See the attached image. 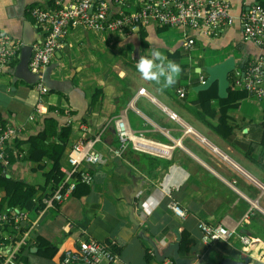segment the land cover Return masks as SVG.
<instances>
[{
    "label": "crops",
    "instance_id": "0c3cea01",
    "mask_svg": "<svg viewBox=\"0 0 264 264\" xmlns=\"http://www.w3.org/2000/svg\"><path fill=\"white\" fill-rule=\"evenodd\" d=\"M129 1L128 10L136 12L138 0ZM226 1L237 20L215 35L202 29H164L155 22L122 33L72 29L53 63L37 75L30 61L41 33L31 9H49L52 3L0 0V29L24 44L20 56L0 66V129L11 121L22 129L7 151L8 165L0 163V179L34 192L31 207L10 208L7 184L0 180V215L7 217L0 223V258L21 241L20 264H63L66 250L94 240L115 243L119 264H176L173 257L160 262L151 243L160 255L179 243L180 258L190 264L242 257L264 264V101L247 94L227 110L223 122L221 100L241 90L230 86L222 98L217 80L208 89L216 85L218 98L206 102L201 95L208 90L201 89L208 70L233 59L236 70L243 71L264 58L263 47L244 40L238 20L264 0ZM108 2L114 15L118 7ZM190 40L194 43L187 46ZM153 45L182 68L175 86L163 93L142 81L135 69L138 57ZM236 70L229 75L230 85ZM41 81L45 94L38 89ZM120 116L134 133L156 144L153 151L140 152L129 143L121 157L115 156L120 140L109 124ZM51 120L57 132L62 130L60 169L72 147L104 130L94 145L103 163L83 166L94 177L92 185L78 184L77 192L62 203L42 207L53 192L49 174L56 162L30 160V140ZM171 202L187 212L184 220L169 209ZM17 212L26 215L23 221H15L12 213ZM202 223L234 234L228 242L204 243ZM184 233L193 241L189 253L181 251ZM239 236H247L251 244H241ZM38 239L50 247H41Z\"/></svg>",
    "mask_w": 264,
    "mask_h": 264
},
{
    "label": "built area",
    "instance_id": "2783aa9c",
    "mask_svg": "<svg viewBox=\"0 0 264 264\" xmlns=\"http://www.w3.org/2000/svg\"><path fill=\"white\" fill-rule=\"evenodd\" d=\"M52 3V8L43 9L36 6L31 9L36 28L41 33V39L35 43L30 61V70L39 74L45 67L53 63L56 53L65 46V39L72 29L84 28L101 33H122L135 26L155 22L160 27L185 28L187 30L202 29L205 35L219 34L237 20L232 13L231 5L226 0H138L137 11L130 12L129 0H111L118 11L113 15L112 6L108 0H46ZM241 32L245 41L255 42L264 48V6L255 3L249 11L238 18ZM190 40L187 46L193 45ZM23 43L12 35L0 29V66L10 64L20 56ZM245 70H236L231 87L234 90L246 92L258 101H264V58H258L249 63ZM42 94L47 91L43 82L39 84ZM141 94L145 90L140 91ZM174 118L175 115H172ZM31 117L30 121H33ZM120 140V147L114 151L115 156L121 157L129 143L137 151L151 152L155 143L147 140L143 134L134 133L124 116L110 121ZM21 128L14 121L7 128L0 129V163L8 165L7 151L21 133ZM104 130L97 137L84 144L72 147L67 155V162L61 168L64 175L56 190L43 201L45 207H54L72 196L78 184L92 185L93 175L83 166L95 167L103 163L102 154L95 150L94 145L100 140ZM169 209L180 219L187 217V212L177 203L171 202ZM16 222L23 221L26 215L12 213ZM7 219L0 215V223ZM204 243L228 242L233 231L223 226L200 225ZM243 245H250L247 236H239ZM23 242H15L14 248L8 253H2L0 264H20L17 255ZM120 254L115 249V243H104L91 240L75 249L64 252L63 264H119ZM166 264H173L167 262Z\"/></svg>",
    "mask_w": 264,
    "mask_h": 264
},
{
    "label": "trees",
    "instance_id": "16d2710c",
    "mask_svg": "<svg viewBox=\"0 0 264 264\" xmlns=\"http://www.w3.org/2000/svg\"><path fill=\"white\" fill-rule=\"evenodd\" d=\"M167 28L169 27H164V29H167ZM232 93H235L233 97L231 96L227 99L221 100L222 107L224 108L222 109L223 122L227 120V110L229 108L237 107L238 102L248 96L247 93L244 91H237V92H232ZM201 95L204 101L211 102L213 98H218V87L214 85L210 89L202 92ZM0 118L2 119L1 116ZM54 122L55 121L53 120L46 122L47 127L43 130V132L31 138L30 142L32 144V151L29 157V159L32 161H42L43 159H55L56 163H55L54 169L49 174V182H53V191L56 190L58 184L64 177L63 173L61 172L59 163H58V159L62 152L61 144L58 142V139L60 135L62 134V130H61V133L57 132V125L56 123L53 124ZM10 157L11 159H15L14 154H10ZM0 180L4 182L5 184H7L6 185V188L8 190L7 197H8V205L10 208H14L18 206L21 208L32 206V197L34 193L32 189L30 188L25 189L23 184L20 182H14L12 180H6L3 178H1ZM77 188L75 190L76 192H77ZM42 207H43V204H42ZM2 209H3V205H0V211ZM38 241L41 247H44V248L50 247V243L42 239H38ZM192 244H193V241L188 237L187 234L184 233L182 237V242H181V251L185 253L191 252L190 246ZM47 250H49V248H47L46 251ZM150 258L151 256L149 255V253H147L146 259L149 260Z\"/></svg>",
    "mask_w": 264,
    "mask_h": 264
},
{
    "label": "clouds",
    "instance_id": "9594fccd",
    "mask_svg": "<svg viewBox=\"0 0 264 264\" xmlns=\"http://www.w3.org/2000/svg\"><path fill=\"white\" fill-rule=\"evenodd\" d=\"M135 69L142 81L154 84L161 93L175 86L182 72L181 65L164 56L155 45L148 54L138 57Z\"/></svg>",
    "mask_w": 264,
    "mask_h": 264
},
{
    "label": "water",
    "instance_id": "95a60500",
    "mask_svg": "<svg viewBox=\"0 0 264 264\" xmlns=\"http://www.w3.org/2000/svg\"><path fill=\"white\" fill-rule=\"evenodd\" d=\"M234 70H236V64L233 59H230L226 61L225 63L220 64L214 67L213 69L208 70L207 72L209 74V78L205 82V84L201 87V89L202 90L208 89L212 85L213 82L218 80L219 81V95L222 98L226 97L227 91L230 87L229 75ZM44 81L48 84L47 76L45 77ZM151 245L160 262H163L166 259L173 257L176 264H190L189 260L180 258L179 243H175L171 245L164 255H160L158 253L157 247L153 243H151ZM220 264H250V258L242 257L239 261L231 259V258H227V259H224Z\"/></svg>",
    "mask_w": 264,
    "mask_h": 264
}]
</instances>
